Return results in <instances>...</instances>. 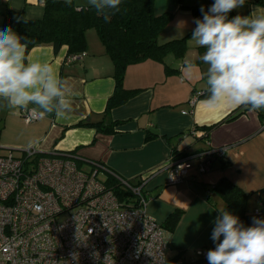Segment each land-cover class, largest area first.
Segmentation results:
<instances>
[{
	"label": "crops",
	"instance_id": "crops-1",
	"mask_svg": "<svg viewBox=\"0 0 264 264\" xmlns=\"http://www.w3.org/2000/svg\"><path fill=\"white\" fill-rule=\"evenodd\" d=\"M73 2L77 8L88 6V0ZM213 2L181 0V4H175L172 0H155V14H172L158 42L180 39L193 30L191 11L181 5L209 8ZM5 8L23 12L28 19H38L43 13V0H0V11ZM255 9L264 10V5L246 0L243 7L229 13V18L237 14L248 16ZM190 38L191 35L186 39L183 58L169 54L163 63L145 60L129 65L123 85L140 91L106 117L102 114L115 87L113 63L91 33L86 34V55L74 62L66 60V46L55 53L51 45H39L27 54L29 60L52 65L70 87L72 111L67 119L57 120L54 114L41 117L36 111L39 119L27 124L20 109L0 98V150L21 151L36 145L45 153L74 151L127 180H141L143 175L150 174L142 187L147 197L146 214L163 225L175 210L182 211L176 228L168 232V250L180 261L214 245L210 238L214 221L225 204L218 195L209 194L211 185L226 178L245 193L255 195L252 212L259 208V191L264 190V109H248L205 134L200 127L221 122L237 107L207 103L203 78L206 66L199 60L204 50L198 49ZM187 62L193 64L190 70L184 67ZM102 119L116 122L112 134L77 125L85 120ZM148 132L157 136L147 140ZM215 147H226V151L224 156L213 159L207 172L200 173L194 163L182 181L169 184L167 171H155L172 158L192 156Z\"/></svg>",
	"mask_w": 264,
	"mask_h": 264
},
{
	"label": "built area",
	"instance_id": "built-area-1",
	"mask_svg": "<svg viewBox=\"0 0 264 264\" xmlns=\"http://www.w3.org/2000/svg\"><path fill=\"white\" fill-rule=\"evenodd\" d=\"M85 55L72 54L66 60ZM20 115L27 124L40 117L23 110ZM225 151L215 147L172 158L155 171H167L168 183L176 184L194 163L200 173L207 172ZM21 152L20 157L12 151L0 155V264H167L168 232L146 214L147 197L141 192L150 174L133 187L75 152L45 153L36 145ZM79 162L89 169L83 170ZM103 173L128 188L138 207L119 202L105 179L98 178ZM207 251L197 250L196 257L205 260Z\"/></svg>",
	"mask_w": 264,
	"mask_h": 264
},
{
	"label": "clouds",
	"instance_id": "clouds-1",
	"mask_svg": "<svg viewBox=\"0 0 264 264\" xmlns=\"http://www.w3.org/2000/svg\"><path fill=\"white\" fill-rule=\"evenodd\" d=\"M246 0H214L202 18L194 20L190 40L203 49L200 62L212 106L264 109V10L250 15L229 13ZM121 0H88V6L105 23L120 11ZM17 22L28 23L26 17ZM28 41L12 26L0 29V98L13 108L41 117L54 114L67 119L72 111L71 89L48 62L29 60ZM193 67L191 62L184 66ZM211 239L215 247L206 253L208 264H264V219L253 217L250 226L231 212L219 209Z\"/></svg>",
	"mask_w": 264,
	"mask_h": 264
},
{
	"label": "trees",
	"instance_id": "trees-1",
	"mask_svg": "<svg viewBox=\"0 0 264 264\" xmlns=\"http://www.w3.org/2000/svg\"><path fill=\"white\" fill-rule=\"evenodd\" d=\"M154 1L121 0L120 11L111 17L109 23H105L102 16H98L89 6L77 8L73 0H43L42 16L38 19L27 18V24L17 22V17H25L23 12L9 8L0 11V29L12 26L21 36H25L28 41L27 54L35 46L51 45L55 53L62 46H66L67 56H69L85 52L87 47L86 31L94 28L106 54L113 63L115 87L113 93L106 101L102 114L103 117H106L113 108L124 104L140 91V89H127L123 85L125 71L129 65L145 60L163 63L164 58L169 54H173L177 58L184 57L186 51L185 42L192 35L193 30L180 39L159 43L158 36L171 20L172 14L169 12L159 15L155 14L153 12ZM172 1L175 4H181V0ZM254 2L264 5V0H254ZM181 7L190 10L194 20L202 18L201 7L205 11L208 10L205 5L188 7L181 5ZM195 26L194 23V28ZM165 69L168 70V67L165 66ZM246 110H248V107H237L221 122L207 127H200V129L208 135L219 124L233 121ZM77 125L93 128L96 132L103 134H112L116 122H104L103 119L97 122L85 120ZM156 136V134L148 132L146 139H152ZM173 154L175 155V153ZM177 157L179 156H175V158ZM128 182L131 186L138 187L142 181L128 180ZM105 183L123 205L128 206L131 204L133 207H138L134 194L115 177L106 173ZM208 191L209 194L218 195L225 204L223 208L238 216L245 226L251 225L253 217L264 219V206H262L264 205V190L259 191L261 214H257L256 211L247 212V200L251 193H245L226 178H221L211 185ZM141 192L145 196L142 189ZM181 216L182 211L175 210L167 217L162 227L169 233L173 232ZM214 247L215 244L209 249ZM178 259L176 258L177 261ZM197 260L202 261L203 259L197 258ZM182 262L186 264V262Z\"/></svg>",
	"mask_w": 264,
	"mask_h": 264
},
{
	"label": "rangeland",
	"instance_id": "rangeland-1",
	"mask_svg": "<svg viewBox=\"0 0 264 264\" xmlns=\"http://www.w3.org/2000/svg\"><path fill=\"white\" fill-rule=\"evenodd\" d=\"M87 33H91L94 36V38H96L97 40H99V37H98V35L96 33V30L94 28L88 29L86 31V34ZM7 153H9V150H7V149H1L0 150V155H6ZM12 153H13V155L15 157H20L22 155V152L19 151V150H14V151H12ZM80 166H81V168L83 170H88L89 169V165L86 164V163H82V164H80ZM98 178L101 179V180H104L105 179V176L102 175V174H99L98 175ZM254 198H255V195H251L250 198H249L250 204L248 205V208H247V212L248 213H251L254 210V205H255ZM59 219H62V217H60ZM166 256H167V264H179L178 262L180 261V258L177 261L175 258H173V253L170 252L168 249L166 251ZM185 259L182 258L181 260L185 261L186 264H208L207 260L198 261L197 260V257H196V254H194V255H187L185 257Z\"/></svg>",
	"mask_w": 264,
	"mask_h": 264
}]
</instances>
